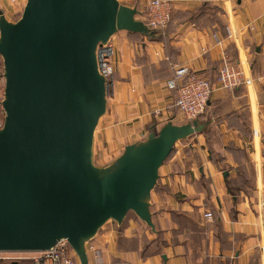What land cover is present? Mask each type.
<instances>
[{
	"label": "crops",
	"instance_id": "0c3cea01",
	"mask_svg": "<svg viewBox=\"0 0 264 264\" xmlns=\"http://www.w3.org/2000/svg\"><path fill=\"white\" fill-rule=\"evenodd\" d=\"M118 1L143 20L147 0ZM25 3L0 0V17L14 23ZM148 29L117 30L107 40L114 70L91 163L110 168L168 124L193 131L158 168L146 198L150 224L135 213L107 220L82 240V254L70 252L77 264H264V0H171L169 23ZM224 62H242L251 83L214 85L204 113L185 120L166 80L183 66L215 84Z\"/></svg>",
	"mask_w": 264,
	"mask_h": 264
},
{
	"label": "water",
	"instance_id": "95a60500",
	"mask_svg": "<svg viewBox=\"0 0 264 264\" xmlns=\"http://www.w3.org/2000/svg\"><path fill=\"white\" fill-rule=\"evenodd\" d=\"M138 13L118 0H26L14 23L0 17V251L66 239L82 254L83 239L129 210L150 224L146 198L158 168L190 125L163 126L110 168L90 159L107 91L97 46L117 30L151 33Z\"/></svg>",
	"mask_w": 264,
	"mask_h": 264
},
{
	"label": "built area",
	"instance_id": "2783aa9c",
	"mask_svg": "<svg viewBox=\"0 0 264 264\" xmlns=\"http://www.w3.org/2000/svg\"><path fill=\"white\" fill-rule=\"evenodd\" d=\"M233 0H219L221 5H227ZM171 18V0H147L145 17L142 22L150 29L164 28ZM112 45L107 41L97 46V66L99 73L106 79L114 70L112 60ZM251 77L244 69L242 62H224L217 72L215 84L207 77L178 67L166 80V87L176 91L175 105L178 112L187 121H192L204 113L214 85L222 89H233L237 86H247ZM107 85V84H106ZM0 94L2 88L0 86ZM1 98V96H0ZM4 112L0 113V129L4 125ZM206 219L212 218L210 211L204 212ZM71 246L66 239L58 240L53 246L42 251L18 252L0 251V259H18L25 256L18 254L29 253L28 258L33 264H77L71 254Z\"/></svg>",
	"mask_w": 264,
	"mask_h": 264
},
{
	"label": "trees",
	"instance_id": "16d2710c",
	"mask_svg": "<svg viewBox=\"0 0 264 264\" xmlns=\"http://www.w3.org/2000/svg\"><path fill=\"white\" fill-rule=\"evenodd\" d=\"M169 21L167 22V24L169 23ZM241 86H244V85H240V86H237V87H241ZM237 87H235V88H237ZM155 134H157L156 131H155ZM240 172L243 174L244 183L246 185H249L250 187H253L254 186L253 180L250 179V178L247 179V177H246V175H245V173H244V171L242 169L240 170ZM236 182L238 183L237 180H236ZM0 264H33V263H32V259L31 258H18V259H0Z\"/></svg>",
	"mask_w": 264,
	"mask_h": 264
},
{
	"label": "rangeland",
	"instance_id": "374dc122",
	"mask_svg": "<svg viewBox=\"0 0 264 264\" xmlns=\"http://www.w3.org/2000/svg\"><path fill=\"white\" fill-rule=\"evenodd\" d=\"M16 21V20H15ZM96 56H97V51H96ZM244 69H245V66H244ZM3 72H4V70H3V61H2V63H1V67H0V76H1V88H2V95L0 94V96H1V99H0V101H2L3 100V98H4V77H3ZM109 82V81H108ZM4 112V111H3ZM98 160V159H97ZM96 160V161H97ZM96 163V162H95ZM132 214H134V212L132 211V210H129L128 212H127V214L125 215V216H130V215H132ZM108 220H111V221H113V222H116L115 220H113V219H108ZM26 254H29V253H26Z\"/></svg>",
	"mask_w": 264,
	"mask_h": 264
}]
</instances>
